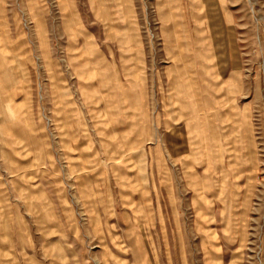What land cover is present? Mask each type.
<instances>
[{
    "label": "rangeland",
    "instance_id": "1",
    "mask_svg": "<svg viewBox=\"0 0 264 264\" xmlns=\"http://www.w3.org/2000/svg\"><path fill=\"white\" fill-rule=\"evenodd\" d=\"M0 264H264V0H0Z\"/></svg>",
    "mask_w": 264,
    "mask_h": 264
}]
</instances>
